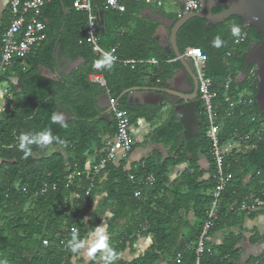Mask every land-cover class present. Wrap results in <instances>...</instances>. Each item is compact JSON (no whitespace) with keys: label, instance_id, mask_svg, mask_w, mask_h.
I'll return each instance as SVG.
<instances>
[{"label":"trees","instance_id":"16d2710c","mask_svg":"<svg viewBox=\"0 0 264 264\" xmlns=\"http://www.w3.org/2000/svg\"><path fill=\"white\" fill-rule=\"evenodd\" d=\"M71 2L49 0L44 4L40 19L45 24V40L0 76V86L5 84L11 95L0 115V264H72L78 253L68 247L72 230L77 229L79 238L86 240L90 225H99L107 210L108 242L110 246L114 245L112 250L117 257L125 244L133 241L130 237L137 227H145L152 237L149 249L128 264H160L162 261L165 264H194L195 243L216 187L210 143L204 136L207 123L202 106L200 104L196 112L199 125L194 137L183 139L182 128L172 109L165 121L152 132L155 142L170 147L169 156L161 164L147 159L135 170L126 171L122 163H110L93 177L92 171L86 170L88 159L93 156L96 164L103 156L104 139L115 135L114 121L105 123L100 119L97 97L107 93L117 101L129 124L138 118L151 122L163 107H129L125 104V96L120 97V94L126 89L143 86L141 71L145 66L138 63L123 65L121 62L156 60L167 72L158 84L160 87L171 82L179 72L175 62L169 64L173 60L171 54L148 46L147 41L152 44L150 38L154 26L139 22L134 30L123 36L110 31L105 37H99L98 46L106 52L114 49L115 61L110 71L95 68L96 61L102 57L86 43V14L74 11ZM141 3L121 0L119 4L124 11L109 13L119 16L125 25L140 11ZM92 5L94 13L107 8L102 0H92ZM219 11L216 9L214 13ZM233 25H239L241 32H245V38L239 44L233 42ZM6 27L7 22L0 24V34ZM205 35L211 38L209 46L201 43ZM216 36L224 42L219 48L214 46ZM259 41L260 36L251 28H244L243 22L237 18L209 29H205L203 20L193 18L177 35L181 53L191 46L207 54L205 74L211 80L214 104L219 106L216 112L220 117L221 142L243 138L251 132L248 141L238 144L223 157V164L234 176V182L220 195L219 212L208 238L222 228L238 226L237 217L244 215L227 212L228 206L249 201L264 189V115L255 105L256 79L254 72L250 73L253 66L246 67L244 62L248 47ZM57 49L59 59L78 64L68 74L56 75V81L42 78L41 67L55 73ZM242 74V80L232 81L229 90L232 92L236 88L240 92L247 89L251 103L229 109L223 101V86L228 77L235 80ZM90 75H100L105 85L90 82ZM57 110L68 113L71 120L53 122ZM49 129L63 143L54 142L43 148L33 144L31 154L25 157L19 149V137ZM199 157H204L208 164V179L200 182L202 172L196 166ZM181 163H187L188 170L181 174L171 190L167 187L166 171ZM239 171L252 180L250 193L249 189L241 187L240 179H235ZM69 175L72 179L67 182ZM148 176L153 178L150 187L144 184ZM43 184H54V190L40 195ZM89 187L90 192L85 196ZM182 189L184 193H181ZM208 191L209 195H202ZM135 192L143 194L145 199L135 198ZM166 192L171 194L170 202L163 196ZM190 205L198 207L199 223L192 230L193 235L179 238L177 231L171 228V222L181 211L187 212ZM140 210L144 211L143 219L132 218ZM90 213L92 219L86 223L85 218ZM240 240L239 235L228 233L214 248H210L207 240L198 257L199 264H238ZM261 242L264 243V238ZM176 255H180L178 260ZM244 264H264V259L250 257Z\"/></svg>","mask_w":264,"mask_h":264},{"label":"built area","instance_id":"2783aa9c","mask_svg":"<svg viewBox=\"0 0 264 264\" xmlns=\"http://www.w3.org/2000/svg\"><path fill=\"white\" fill-rule=\"evenodd\" d=\"M49 0H9L7 12V27L0 34V76L5 74L11 68L13 63L17 60L26 58L31 51L45 40V24L40 19V10ZM121 0H102L103 4L116 12H123L124 8L119 4ZM131 2H142L149 4L154 2L156 7L161 5V0H126ZM71 8L76 12H83L87 16V23L85 29L86 43L91 47L95 54L104 57L105 53H110L114 57V49L104 52L98 46L99 38L97 36L96 14L94 13V6L92 0H72ZM199 3L195 0H182V12H199ZM245 38V32H241L239 37H234V44H239ZM183 59H188L192 62L193 71L197 80V93L199 95V102L203 109V116L206 118L207 128L205 131V138L210 143L211 162L214 170V179L216 187L211 193L212 200L205 212V220L202 224L200 233L195 243L194 254L196 256L194 264H199L198 257L203 252L205 243L208 240V232L213 227L214 221L218 215V203L220 195L231 187L234 182V176L228 171L223 164V157L230 153L232 144L236 147L240 143L249 140L251 132L243 137L237 139H230L225 142L220 140V117L216 112L219 107L214 104L215 94L211 91V80L205 74V64L207 61V54L196 47H190L184 50L182 54ZM115 61V59H114ZM153 63H157L152 61ZM123 65H132L135 63L144 64L146 61H122ZM254 72V66L250 73ZM228 77L223 86V101L229 109H234L237 106L250 104V92L247 89L238 91L233 88L230 92V84L232 81H237ZM88 80L92 83L104 86L103 79L99 75H90ZM7 90L2 91L1 98L6 96ZM5 103L0 104V115L5 110ZM109 109L112 119L115 123V135L111 139H104L102 153L103 156L95 164L94 161L86 167V170L92 171V176H97L105 167L114 163L117 156L120 155L125 158L131 149L130 125L126 114L118 108L117 103L110 99ZM229 117L228 113H225ZM93 177L89 180L92 184ZM72 179V175L67 177V182ZM131 179V178H130ZM146 187L153 184L152 176H148L144 182ZM91 187L85 192L87 196ZM49 190H54V184L47 186L42 185L39 194L43 195ZM134 197H139V193L135 192ZM264 210V189L259 196L239 203H233L227 208V212L240 214L244 216H252ZM144 231V228H141ZM180 255H176V260Z\"/></svg>","mask_w":264,"mask_h":264},{"label":"crops","instance_id":"0c3cea01","mask_svg":"<svg viewBox=\"0 0 264 264\" xmlns=\"http://www.w3.org/2000/svg\"><path fill=\"white\" fill-rule=\"evenodd\" d=\"M163 1L164 0H161V5L159 7H156L154 2L149 4L141 3L142 7L140 11L136 15H134V17L131 18V21L129 23H126L125 25L122 24L120 18H118L119 16L116 17L115 15L109 13V11L116 13V11L111 10L109 7L106 6L107 8L105 9L97 10L95 14L96 25L98 28V38L105 37L110 31H115V33L119 34L120 36H123L125 32H130L131 30H134L139 22L145 24L146 26H154V32L150 38V42H152V44L149 45V41H147L148 46L158 47L161 52L168 54L164 48L168 38V28L166 27H168V25L172 21L176 20L177 14L182 11V5L179 0H166V4L163 3ZM8 3L9 0H0V24L7 22ZM102 41L103 45L106 46V40L103 39ZM190 47L191 46L187 48ZM152 61L156 62V60L150 59L146 61L147 63L143 64L145 67L141 71L143 84L142 87L161 88L158 84L161 79L166 76L167 72L163 68L159 67L158 63L155 64ZM173 61L174 60H171L169 64H172ZM77 64L78 62L72 63L67 59H59L58 56V58H56L54 74H68L74 67H76ZM242 78V75H238L236 82H240ZM1 95L2 94L0 93V98ZM146 101L149 102L151 100L146 99ZM132 102H134L133 99ZM160 106L163 107L158 117L153 121L146 122L143 118H138L132 124H129L131 149L125 158H122L120 155H118L113 164L118 165L122 163L124 165L125 170L128 171L130 169L135 170L143 161L147 159H153L155 163L161 164L169 156L168 154L170 147L162 146L161 144L155 142L154 139L151 137L152 132L155 130L156 127H158L165 121L168 111L171 110V108L167 104L162 103ZM234 149H236V145L232 144L231 150ZM93 159V156L88 159L86 167H88L93 162ZM196 166L198 170L202 172V177L198 179V182H200L201 180H207L208 174L206 173V170L208 168V164L206 159L204 157H199ZM187 170V163H181L169 167L165 174L167 178V187L172 190L176 183L179 182V177L181 176V174H183ZM236 178L237 180L240 179L241 187L249 189L248 191L250 193L251 189L253 188L252 180L250 179V177L248 175L242 176V172L239 171L237 176L235 175V179ZM184 192L185 190L182 189L181 193ZM203 194L207 196L209 195V191L206 193L202 192V195ZM139 196L145 199L143 194H139ZM163 196L169 202L172 200L171 194L167 192L163 194ZM160 197L161 194L158 195V198ZM198 210V207H193L192 205H190V208L187 212L181 211L177 216L173 218L171 222V228L177 231L179 238H186L187 236L194 234L192 230L199 223V219L196 215ZM139 212L140 211L136 213ZM103 214V219L99 225H103L106 228L105 224L109 213L105 211ZM90 216L91 213L86 217V223L89 222ZM237 218L238 226H232L229 229L222 228L221 230L217 231L208 238V243L210 245V248H214L215 246H218L222 243L228 233L239 235L241 237V240L240 243L237 245V248L240 249V254L237 263L244 264L250 257L258 258L257 254L261 251H264V243L261 242L262 238H264V210L252 216H239ZM92 228L93 230L91 229L90 232L88 231V235L86 238L89 243H86L85 246L78 251L75 258L72 259V264H104L103 261H105L106 259L102 252H100L98 255H88L90 242L94 239V237L90 234L95 231L96 226ZM143 228L144 231H142L140 227H137V229L134 230V233L130 237L133 240L130 243L131 249H128V247H126V244H128L126 243L123 252L118 257H124L125 253H127L128 256H131V260H128L131 262L137 257L143 255L149 249L150 245L152 244V237L146 232L145 227ZM130 262H126L124 260L122 263L128 264ZM160 264L165 263L162 261V263Z\"/></svg>","mask_w":264,"mask_h":264},{"label":"water","instance_id":"95a60500","mask_svg":"<svg viewBox=\"0 0 264 264\" xmlns=\"http://www.w3.org/2000/svg\"><path fill=\"white\" fill-rule=\"evenodd\" d=\"M182 5V0H179ZM199 3V12L183 13L178 11L176 20L172 21L168 27V38L165 44V50L168 54H172L173 63L178 65V72L171 82L166 83L164 87H133L124 90L120 97L126 96L125 104L129 107H138L151 105L159 107L163 103L164 96L171 97L175 104L170 101H164L171 107L177 121L182 128V137L187 140L197 134L199 120L196 112L200 105L198 100L189 96L187 92L177 87L182 78L186 77L188 71H193L192 62L183 59L177 46V35L180 29L187 21L193 18L204 21L205 29L223 24L231 18L240 19L244 28H251L258 36L260 41L251 44L244 54V62L246 67L254 66V77L256 79L255 89V105L260 114L264 115V0H195ZM220 9L214 13V10ZM59 56V50L56 51V58ZM194 72V71H193ZM42 78L56 81V74L45 68H39ZM244 77V74H242ZM176 85V86H174ZM110 96L104 93L97 97L96 107L100 111V119L105 123L112 122V115L109 109ZM132 99L134 102H132ZM150 99L151 101H146ZM117 103V101H114ZM61 117L60 123L69 122L71 120L68 113L57 110L54 117Z\"/></svg>","mask_w":264,"mask_h":264},{"label":"clouds","instance_id":"9594fccd","mask_svg":"<svg viewBox=\"0 0 264 264\" xmlns=\"http://www.w3.org/2000/svg\"><path fill=\"white\" fill-rule=\"evenodd\" d=\"M231 34L233 37H239L241 34V28L239 25H233L231 27ZM223 40L220 36H216L214 39V46L219 48L223 45ZM114 57L110 53H105L103 59L96 61L94 67L97 69L111 70L113 68ZM61 117L57 115L53 118V122H59ZM63 143L59 137L54 136L51 130H46L39 133H24L19 137V149L24 153L25 157L31 154L32 145L35 144L41 148L52 143ZM94 239L90 242L88 249V255L92 256L97 252H102L107 261H113L117 258V254L112 250L109 245V238L107 236V230L103 225L96 226L95 231L90 234ZM89 243L87 240L79 238L77 229L72 230V239L68 245L73 253H77L81 248Z\"/></svg>","mask_w":264,"mask_h":264},{"label":"flooded vegetation","instance_id":"af4514ba","mask_svg":"<svg viewBox=\"0 0 264 264\" xmlns=\"http://www.w3.org/2000/svg\"><path fill=\"white\" fill-rule=\"evenodd\" d=\"M201 43L204 46H209L211 43V38L208 35H205V37L201 40ZM182 54L183 53H181V55ZM177 87H180L183 91L187 92L189 96H192L195 100L199 101V95L197 93V80L193 71H188L186 77L182 78L181 82L178 83ZM166 100L174 103V105L180 103H175L174 100L169 96H164L163 103H165L164 101ZM257 257L264 259V251L258 253Z\"/></svg>","mask_w":264,"mask_h":264},{"label":"rangeland","instance_id":"374dc122","mask_svg":"<svg viewBox=\"0 0 264 264\" xmlns=\"http://www.w3.org/2000/svg\"><path fill=\"white\" fill-rule=\"evenodd\" d=\"M163 3H165L166 4V0H164L163 1ZM4 90H7V94H6V96H4V98H0V104H1V102H4L5 104H7V103H9V101L11 100V95H10V93L8 92V88L6 87V85L5 84H2L1 86H0V93L2 94V91H4ZM64 158L65 159H67L68 158V155H64ZM108 211V210H107ZM106 211V212H107ZM88 216V215H87ZM143 216H144V212L142 211V210H140V212L139 213H136L132 218H134V219H137V220H141V219H143ZM85 219H87V218H85ZM90 219H92V213H91V216H90ZM90 221V220H89ZM92 227H94L93 225H90V227L88 228V230H89V232L91 231V229L93 230V228ZM111 248L112 247H114V245H112V246H110ZM126 247H128V249H131V245L128 243V244H126ZM141 254V253H140ZM104 255V254H103ZM140 256V255H139ZM124 258V259H123ZM126 261V262H130V261H128V260H131V256H128L127 255V253H125V255H124V257H117L115 260H113V261H107V260H105V261H103L104 262V264H118L119 262H123V261Z\"/></svg>","mask_w":264,"mask_h":264}]
</instances>
